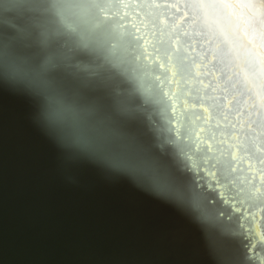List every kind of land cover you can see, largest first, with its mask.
<instances>
[{"label": "water", "instance_id": "obj_1", "mask_svg": "<svg viewBox=\"0 0 264 264\" xmlns=\"http://www.w3.org/2000/svg\"><path fill=\"white\" fill-rule=\"evenodd\" d=\"M229 1L0 0V264H264V0Z\"/></svg>", "mask_w": 264, "mask_h": 264}, {"label": "bare ground", "instance_id": "obj_2", "mask_svg": "<svg viewBox=\"0 0 264 264\" xmlns=\"http://www.w3.org/2000/svg\"><path fill=\"white\" fill-rule=\"evenodd\" d=\"M234 5H236V4L233 1H229V0H225L224 1V0H222V3L220 4V6L217 4V6H219L221 8L220 10L218 8H215L216 6H213V8L216 11H212L211 12L210 9H203L202 10L204 12V14H206V12H211L213 14L215 13L216 16H215V19H214L215 20L214 21V24L216 25V28L218 29L217 34L221 32V23L223 21V15L224 14H228L229 12H231L230 8H232ZM216 13H218V14H216ZM239 25H243V22H242L241 19L239 21ZM92 31L93 30L90 29V33ZM92 38H95V37H92ZM244 38H245V41H247V38L245 36H244ZM210 45L213 46L212 44H210ZM262 50H263V52H261V51L258 52V51L255 50V55L252 56L253 57V61L256 62V64H254V67H253V68H255L254 69V72H256L254 74H257V75L260 76V78H258L257 80L254 78L253 81H256L255 82V85L256 86H259L261 89L264 90V82H263V79H264V60H263L264 59V47L263 46H262ZM257 70H258V72H257ZM252 75H253V73H252ZM202 76H203V73H202ZM249 76H251V73H250ZM195 79H196V77H195ZM195 82H196V80H195ZM242 83H243V81H242ZM255 85H253V86H255ZM248 88H251V87H249V81L246 80V82L244 83V86H243L242 90H246ZM148 182L145 185H147L148 187H151V184H149Z\"/></svg>", "mask_w": 264, "mask_h": 264}, {"label": "clouds", "instance_id": "obj_3", "mask_svg": "<svg viewBox=\"0 0 264 264\" xmlns=\"http://www.w3.org/2000/svg\"><path fill=\"white\" fill-rule=\"evenodd\" d=\"M50 117L51 119L58 120L60 118H62V113L61 110L59 109V107L55 104V102H53L51 110H50Z\"/></svg>", "mask_w": 264, "mask_h": 264}]
</instances>
